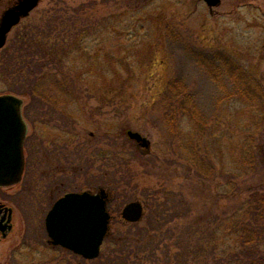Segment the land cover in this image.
Listing matches in <instances>:
<instances>
[{
    "label": "rangeland",
    "instance_id": "obj_1",
    "mask_svg": "<svg viewBox=\"0 0 264 264\" xmlns=\"http://www.w3.org/2000/svg\"><path fill=\"white\" fill-rule=\"evenodd\" d=\"M0 75L29 122L26 172L5 189L26 238L3 264H218L238 250L243 208L264 197V0H40ZM100 187L101 255L48 243L53 203ZM136 200L143 217L126 220Z\"/></svg>",
    "mask_w": 264,
    "mask_h": 264
},
{
    "label": "water",
    "instance_id": "obj_2",
    "mask_svg": "<svg viewBox=\"0 0 264 264\" xmlns=\"http://www.w3.org/2000/svg\"><path fill=\"white\" fill-rule=\"evenodd\" d=\"M40 0H19L8 9L0 26V48L5 45L7 34L14 25L29 15ZM217 6L222 0H205ZM23 98L12 93L0 94V184L11 185L21 180L25 167L24 141L27 124L23 118ZM131 138L146 145V139L137 131L129 130ZM123 217L139 221L143 216L140 201L129 202L123 209ZM110 214L107 211L104 192H69L59 198L46 217L47 230L55 244H61L95 258L109 230Z\"/></svg>",
    "mask_w": 264,
    "mask_h": 264
},
{
    "label": "trees",
    "instance_id": "obj_3",
    "mask_svg": "<svg viewBox=\"0 0 264 264\" xmlns=\"http://www.w3.org/2000/svg\"><path fill=\"white\" fill-rule=\"evenodd\" d=\"M39 37V31L32 33L28 47L34 48L33 42H36L35 40ZM25 42V40L22 41V45H25ZM37 47L41 49L43 45L37 44ZM45 66L44 64L41 68ZM182 100L185 102L186 99L182 98ZM243 211L246 217L238 221L240 223L238 226L240 238L238 250L228 256L226 263L217 262L218 264H264V251L257 249L259 242L264 238V197L248 201Z\"/></svg>",
    "mask_w": 264,
    "mask_h": 264
},
{
    "label": "flooded vegetation",
    "instance_id": "obj_4",
    "mask_svg": "<svg viewBox=\"0 0 264 264\" xmlns=\"http://www.w3.org/2000/svg\"><path fill=\"white\" fill-rule=\"evenodd\" d=\"M18 2H19V0H0V26H1V22H2V19H3L5 12L10 8L15 7L18 4ZM3 48H4V46L2 48H0V51L3 50ZM3 93H6V92H0V94H3ZM22 112H23V116L25 117L24 109L22 110ZM26 121H28V120L26 119ZM27 123H29V122H27ZM27 139H28V135L25 139V145H24L25 146V155H26L24 173L26 172V169H27V154H26ZM34 149L35 148H33V150ZM34 161H35V166L37 167L38 162H39L37 155L34 157ZM24 173H23L21 181L16 183V184H13L10 186L0 184V256L2 255L3 251L6 250V248H7L6 244L8 241H10L11 243H14V245L16 244L18 246L17 249H19L23 243V239L26 238L25 237L26 234H25L24 230L21 228V224L18 228H15L16 227V225H15V206L8 203L7 196L5 195V194H7L6 190H5L6 188L16 186V185H19L20 183H22ZM102 187H100L99 189L100 190L104 189ZM27 189H28V187L26 188V190ZM26 193L29 194L28 191H26ZM16 195H18V192L16 193ZM28 197H29V195H28ZM44 225H45V231H46L45 220H44ZM33 233L34 234H32V236L34 235L36 237V235H35L36 232H33ZM46 233H47V231H46ZM12 234H14V235H12ZM47 235H48V233H47ZM33 239H34V237H33ZM48 243H50L51 245H54V243H53L52 239L49 237V235H48ZM4 262L5 261L1 260L0 264H3Z\"/></svg>",
    "mask_w": 264,
    "mask_h": 264
}]
</instances>
